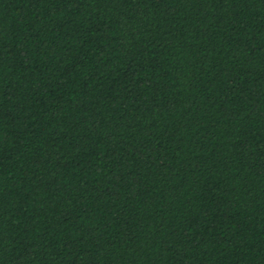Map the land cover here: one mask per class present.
I'll return each mask as SVG.
<instances>
[{"label":"trees","instance_id":"obj_1","mask_svg":"<svg viewBox=\"0 0 264 264\" xmlns=\"http://www.w3.org/2000/svg\"><path fill=\"white\" fill-rule=\"evenodd\" d=\"M0 264H264V0H0Z\"/></svg>","mask_w":264,"mask_h":264}]
</instances>
